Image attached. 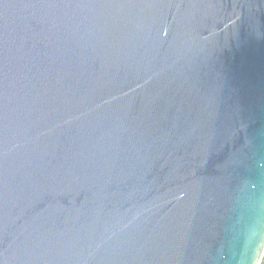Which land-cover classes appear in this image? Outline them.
Masks as SVG:
<instances>
[{"label":"water","instance_id":"95a60500","mask_svg":"<svg viewBox=\"0 0 264 264\" xmlns=\"http://www.w3.org/2000/svg\"><path fill=\"white\" fill-rule=\"evenodd\" d=\"M264 0H0V264H260Z\"/></svg>","mask_w":264,"mask_h":264},{"label":"trees","instance_id":"16d2710c","mask_svg":"<svg viewBox=\"0 0 264 264\" xmlns=\"http://www.w3.org/2000/svg\"><path fill=\"white\" fill-rule=\"evenodd\" d=\"M260 264H264V255L262 257V260H261Z\"/></svg>","mask_w":264,"mask_h":264}]
</instances>
